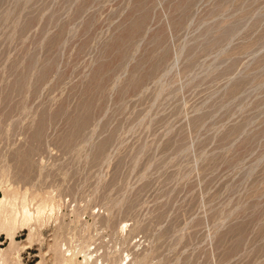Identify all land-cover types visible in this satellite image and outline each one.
I'll use <instances>...</instances> for the list:
<instances>
[{"label": "rangeland", "instance_id": "rangeland-1", "mask_svg": "<svg viewBox=\"0 0 264 264\" xmlns=\"http://www.w3.org/2000/svg\"><path fill=\"white\" fill-rule=\"evenodd\" d=\"M0 253L264 264V0H0Z\"/></svg>", "mask_w": 264, "mask_h": 264}, {"label": "bare ground", "instance_id": "bare-ground-1", "mask_svg": "<svg viewBox=\"0 0 264 264\" xmlns=\"http://www.w3.org/2000/svg\"><path fill=\"white\" fill-rule=\"evenodd\" d=\"M26 209V208H25ZM24 216H26V218H30V214H29V211L28 210H24ZM32 216V215H31ZM6 220V219H5ZM27 220V219H26ZM6 224V223H5ZM11 236V235H10ZM0 255H1V253H0ZM3 256V255H2ZM0 260H2V262H0V264H5L4 263V261H3V259L2 258H0ZM6 262V261H5Z\"/></svg>", "mask_w": 264, "mask_h": 264}]
</instances>
